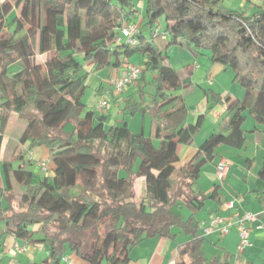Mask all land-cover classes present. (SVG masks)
I'll return each instance as SVG.
<instances>
[{"label":"trees","instance_id":"1","mask_svg":"<svg viewBox=\"0 0 264 264\" xmlns=\"http://www.w3.org/2000/svg\"><path fill=\"white\" fill-rule=\"evenodd\" d=\"M220 2L145 0L136 43L128 45L116 39L124 25L136 23L138 0H0V122L8 111L24 115L19 143H27L28 150L42 147L50 157L47 173L35 181L32 170L2 165L8 187L15 183L23 193L18 209L0 202V235L46 246L47 258L33 264H61L67 254L86 264H127L129 251L141 241L174 239L175 231L189 238L177 247L176 264H227L207 260L198 224L172 212L173 207L199 208L206 200L194 190L199 172L218 146L242 147L243 111L256 124L264 123V0H246L254 8L249 15L221 11ZM13 7L17 14L6 20ZM160 20L165 28L154 35ZM144 29H149L146 38ZM171 46L208 51L213 64L232 70L244 92L241 101L229 105L233 113L225 129L207 138L175 177L177 147L192 142L201 117L184 125L180 92L189 72L166 64ZM39 56L45 60L38 62ZM134 56L142 65L132 85L142 97L125 98L121 113L147 116L150 137L132 134L127 122L105 129L106 117L84 112L81 101L88 88L86 64L90 72L116 70ZM13 64L19 71L8 77ZM147 72L155 76L146 100L140 82ZM67 124L73 128L69 133L62 131ZM130 176L144 179L139 204L130 196ZM259 177L264 183V164Z\"/></svg>","mask_w":264,"mask_h":264},{"label":"crops","instance_id":"2","mask_svg":"<svg viewBox=\"0 0 264 264\" xmlns=\"http://www.w3.org/2000/svg\"><path fill=\"white\" fill-rule=\"evenodd\" d=\"M144 4L145 0H138L137 7L140 12L137 14H140L142 18L137 19L136 23H140L143 19ZM253 10V5H250L248 15ZM10 11H14L15 15L17 14L14 7ZM6 20H9L7 16ZM188 50L191 52L193 62L197 63L196 59L199 54L194 53L190 48ZM193 62L179 69L172 68L178 71L187 67L189 72L188 81H184L180 92L187 111L184 125L194 124L201 117V126L192 142L188 145H178L177 147L178 162L175 164L176 173L174 177L178 174L181 167L196 155L199 147L207 138L225 129L233 113V110L229 111V105L237 100L241 101L244 96L243 89L240 86L235 87L237 82L234 77L231 83L228 81L229 76L220 79V75L226 74V68L213 64L209 58L197 63V65H194ZM84 69L88 72L87 85L89 81L93 83L95 93L100 95V92L107 88L106 80L118 77L121 74L122 67L116 70L111 69V74L107 72L103 76L104 70L90 72L91 64L89 63L84 66ZM200 70H202V76H204L202 85L207 86L209 88L208 91H201L199 89L200 85L194 86L192 84L193 75H197ZM18 71L16 64H13L9 66L7 76L12 77ZM207 81H210V83ZM131 87L133 85L128 86L124 92L126 91V94H128ZM124 94H113L108 105L112 103L118 107V111H121L120 106L124 102ZM214 95L218 96L220 100L229 98L230 101L228 104H217L215 103L217 99H214ZM109 114L102 113L100 115H104L107 121ZM242 116L245 117L241 125L244 138L242 147L218 146L214 151L213 159L205 163L199 172L194 190L204 195L206 200L199 208L173 207L172 212L183 221L192 217L198 224L199 235L204 238L202 252L207 260L213 258L218 261H225L227 264H264V183L259 177L260 169L264 164V123L261 125L256 124L248 110L243 111ZM117 117L120 118L117 121L118 123L110 127L127 122V127L132 134L142 133L145 137L152 135L153 125L147 116L137 114L126 118L121 113ZM25 122L26 118L24 115L21 117L13 111L7 112L4 124L0 122V202L9 203L12 207L14 206L11 204L10 195L15 194V199L20 206V197L23 189L12 182H10L11 186L8 187L4 180L2 165L10 163L11 169L32 170L36 173L35 181L40 177L37 170L38 163L46 160H49L48 164L50 163L48 152L42 147L28 150L27 143H19L18 138L25 126ZM147 126L148 131H146ZM35 129L37 134L39 126H36ZM72 129V126L67 124L62 131L69 133ZM222 158L228 160L230 165L226 177L219 182L216 179V167ZM118 176L124 178L121 171ZM126 183L130 187V196L133 202L139 204L144 195V179L130 176L126 179ZM136 185L141 190L140 196L137 198L133 196V188ZM214 191L215 198L210 199L214 195ZM182 209H186V211L182 212ZM246 212L257 215V218L254 222H249L245 225L249 246L240 250L235 222L237 216ZM214 216H219L224 223L230 224L228 232L223 235L212 233L209 236H203L202 223H208ZM259 226L261 228H258ZM1 231L3 232L4 229L2 228ZM175 234L174 239L155 237L141 241L129 251L127 264H176L178 260L177 247L188 241L189 238L177 231H175ZM0 240L2 241L0 246V264H33L47 258L46 246L40 244L32 246L21 240L14 239L10 234L0 235ZM17 247L25 248V250L18 252L16 251ZM38 258L40 259L38 260ZM60 263L86 264L72 254L64 256Z\"/></svg>","mask_w":264,"mask_h":264},{"label":"rangeland","instance_id":"3","mask_svg":"<svg viewBox=\"0 0 264 264\" xmlns=\"http://www.w3.org/2000/svg\"><path fill=\"white\" fill-rule=\"evenodd\" d=\"M137 1V0H135ZM220 9L221 11H228V10H233V11H242L245 12L246 14L249 13V9H250V4H248L246 2V0H221L220 2ZM15 16V12L14 11H10L9 14L7 15L8 19H11L12 17ZM142 17H140V14L136 15V19H141ZM134 20V21H135ZM138 25L141 24L137 23ZM159 28H161L162 30L165 28V23L163 22V20L157 21L156 24L154 25V27L158 26ZM149 35V29H144V38H146V36ZM206 58H209V52L208 51H203L201 54H199L197 56V63L202 62L204 60H206ZM45 60V56H39L38 57V62H43ZM210 60V59H209ZM193 62V57L191 55V52L188 50V48L186 47H179V46H171L168 49L167 52V60H166V64L168 66H170L171 68H175V69H179L187 64H190ZM194 65H197L196 62H193ZM130 64H134L137 66H141L142 62L139 60V58L137 56L131 57L130 58ZM221 66V65H220ZM104 70V73H102L103 75H106L107 72H110V74L112 73L111 68H104L102 69ZM202 70H200L199 72H197L198 74L193 75V80H192V84L194 86L196 85H200L199 89L201 91L206 90L208 91L209 88L205 85H202V83H204V76H202ZM204 74V73H203ZM225 74V73H222ZM155 75H153L150 72H147L145 74L144 80L140 82V87L143 88V92L145 93V98L147 100V94H150L151 90H152V85L149 83L151 81V79L154 77ZM229 76V82L231 83L232 78L234 77V73L232 72V70L227 69L226 74L225 75H220V79H223L225 77ZM221 82H223L221 80ZM239 86L238 83L235 84V87ZM198 88V86H197ZM124 96L123 99L127 98V97H132V99H134L135 101H140L141 97L139 95V93L137 92V86L133 85V87H131L128 91V94H126L127 92H124ZM99 98V95L95 93L94 89H93V83H91L90 81L88 82V88L86 89L84 95L82 96V104L84 105V112L85 111H93L95 114L100 115L102 113H110L109 116L107 117V121L105 123V128L108 129L111 125H115L116 123H118L117 121H119L120 118L117 117V115L119 116L121 114V111H118V107L113 105L112 103H110L106 108L104 109H96L95 107V103L97 101V99ZM110 101V100H109ZM125 104L122 103V106H120V110H122L124 108ZM118 112H120L118 114ZM31 116H37L36 113H31ZM123 115V114H122ZM124 116L126 118H130L132 116L130 115H125ZM121 117V116H120ZM146 131H148V126L146 127ZM57 132H53V134H56ZM146 134H148V132H146ZM35 136V135H34ZM37 136V135H36ZM155 145L158 144L157 141L154 140ZM15 165V164H14ZM136 167V166H135ZM141 193V190L139 188V186H135V188H133V196L135 198L139 197ZM11 204L15 207V208H20L19 203L17 202V200L15 199V194H11ZM174 210V209H173ZM175 211V210H174ZM186 211V209H182V212ZM190 214V212H189ZM188 214V215H189ZM180 237V235H178ZM40 258H38L39 260Z\"/></svg>","mask_w":264,"mask_h":264},{"label":"built area","instance_id":"4","mask_svg":"<svg viewBox=\"0 0 264 264\" xmlns=\"http://www.w3.org/2000/svg\"><path fill=\"white\" fill-rule=\"evenodd\" d=\"M137 23H129L124 25L120 30V35L117 37L116 42L121 43L124 41L128 45H134L135 41V34L137 31ZM161 29L156 26L154 27V35H158ZM161 38H165V34H160ZM141 73L140 66L134 64H127L122 67L121 74L118 77L109 78L106 80L107 88L102 90L99 95L98 102L96 104V109H104L108 105L110 97L113 94H121L128 86L132 85L139 79ZM210 83V81H207ZM49 160L41 161L37 165V170L42 177L44 174L47 173V166ZM230 162L226 159H220L217 164L216 170V179L220 182L222 181L227 174ZM257 218V215L252 213H243L240 216H237L235 222V229L238 234L239 238V249L242 250L243 248L249 246L247 241V231L245 225L249 222H254ZM230 224L224 223V221L219 216H214L210 219L208 223H202L201 230L203 236H209L212 233H218L220 235L226 234L228 232V228ZM258 228H261L260 226ZM25 248H16V251H24ZM66 261V259L64 258Z\"/></svg>","mask_w":264,"mask_h":264}]
</instances>
